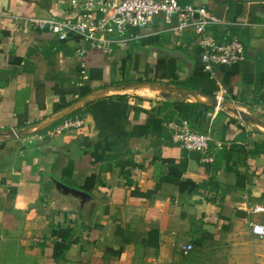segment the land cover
Returning a JSON list of instances; mask_svg holds the SVG:
<instances>
[{
  "label": "crops",
  "instance_id": "1",
  "mask_svg": "<svg viewBox=\"0 0 264 264\" xmlns=\"http://www.w3.org/2000/svg\"><path fill=\"white\" fill-rule=\"evenodd\" d=\"M177 2L206 7L244 61L210 77L193 31L161 17L77 57L16 23L73 21L67 0H0V264H264L247 225L264 226V0ZM184 119L220 141L213 164L172 142Z\"/></svg>",
  "mask_w": 264,
  "mask_h": 264
},
{
  "label": "built area",
  "instance_id": "2",
  "mask_svg": "<svg viewBox=\"0 0 264 264\" xmlns=\"http://www.w3.org/2000/svg\"><path fill=\"white\" fill-rule=\"evenodd\" d=\"M67 3L73 21L57 20L55 17L21 18L16 23L23 25V29L47 31L60 42L77 41L78 48L74 54L83 57L86 49L110 55L113 46L124 44L132 30L146 28L153 24L156 17H161L174 35L193 31L201 49L202 71L210 77L216 68L244 61V47L239 40L234 38L227 43H218L210 36L208 29L222 22L204 6H182L177 0H67ZM80 67V75L84 77L87 73L85 63L82 62ZM83 123V119L78 117L67 119L59 130H77ZM165 127L171 134L172 142L184 151L196 154L200 164L214 163L215 152L220 149L221 143L214 140L209 132H194L186 119L167 122ZM247 225L251 235L264 238L263 225L253 222H247ZM190 249L191 246L183 247L182 252L187 254Z\"/></svg>",
  "mask_w": 264,
  "mask_h": 264
},
{
  "label": "water",
  "instance_id": "3",
  "mask_svg": "<svg viewBox=\"0 0 264 264\" xmlns=\"http://www.w3.org/2000/svg\"><path fill=\"white\" fill-rule=\"evenodd\" d=\"M169 55L172 56V57H174V56H178L177 53H170ZM60 186H61V185H60ZM61 187H62V186H61ZM63 188L65 189V191L70 192V193H72V194L79 195V196H82V197L85 196L83 193L78 192V191H76V190H74V189H71V188H68V187H65V186H63Z\"/></svg>",
  "mask_w": 264,
  "mask_h": 264
},
{
  "label": "trees",
  "instance_id": "4",
  "mask_svg": "<svg viewBox=\"0 0 264 264\" xmlns=\"http://www.w3.org/2000/svg\"><path fill=\"white\" fill-rule=\"evenodd\" d=\"M200 69H201V71H202V66H201V68H200ZM202 72H203V71H202ZM203 73H204V72H203Z\"/></svg>",
  "mask_w": 264,
  "mask_h": 264
}]
</instances>
